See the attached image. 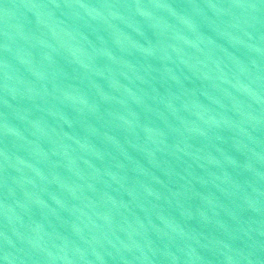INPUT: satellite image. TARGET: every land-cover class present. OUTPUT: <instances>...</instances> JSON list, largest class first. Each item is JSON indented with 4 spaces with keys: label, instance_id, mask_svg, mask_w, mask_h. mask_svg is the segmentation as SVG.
<instances>
[{
    "label": "water",
    "instance_id": "obj_1",
    "mask_svg": "<svg viewBox=\"0 0 264 264\" xmlns=\"http://www.w3.org/2000/svg\"><path fill=\"white\" fill-rule=\"evenodd\" d=\"M0 264H264V0H0Z\"/></svg>",
    "mask_w": 264,
    "mask_h": 264
}]
</instances>
